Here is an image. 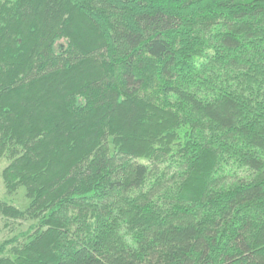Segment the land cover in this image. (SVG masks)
Segmentation results:
<instances>
[{
  "label": "trees",
  "instance_id": "obj_1",
  "mask_svg": "<svg viewBox=\"0 0 264 264\" xmlns=\"http://www.w3.org/2000/svg\"><path fill=\"white\" fill-rule=\"evenodd\" d=\"M0 264H264V0H0Z\"/></svg>",
  "mask_w": 264,
  "mask_h": 264
},
{
  "label": "rangeland",
  "instance_id": "obj_2",
  "mask_svg": "<svg viewBox=\"0 0 264 264\" xmlns=\"http://www.w3.org/2000/svg\"><path fill=\"white\" fill-rule=\"evenodd\" d=\"M5 158L0 159V201L16 206L20 210H25L29 205V200L25 197L24 188H20L15 194H7L1 180V172L7 166ZM29 223L11 222L7 229L4 226V219L0 217V243L16 235L18 232H25Z\"/></svg>",
  "mask_w": 264,
  "mask_h": 264
}]
</instances>
